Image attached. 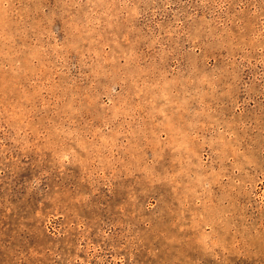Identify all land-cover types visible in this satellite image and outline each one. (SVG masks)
<instances>
[{
	"label": "rangeland",
	"instance_id": "1",
	"mask_svg": "<svg viewBox=\"0 0 264 264\" xmlns=\"http://www.w3.org/2000/svg\"><path fill=\"white\" fill-rule=\"evenodd\" d=\"M0 264H264V0H0Z\"/></svg>",
	"mask_w": 264,
	"mask_h": 264
}]
</instances>
